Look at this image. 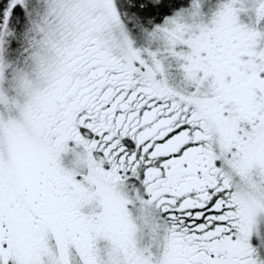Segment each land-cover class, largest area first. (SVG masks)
I'll list each match as a JSON object with an SVG mask.
<instances>
[{
  "label": "snow or ice",
  "instance_id": "snow-or-ice-1",
  "mask_svg": "<svg viewBox=\"0 0 264 264\" xmlns=\"http://www.w3.org/2000/svg\"><path fill=\"white\" fill-rule=\"evenodd\" d=\"M0 264H264V0H0Z\"/></svg>",
  "mask_w": 264,
  "mask_h": 264
}]
</instances>
